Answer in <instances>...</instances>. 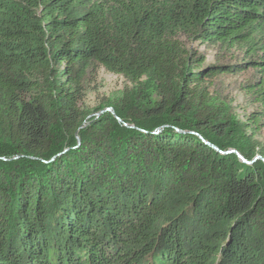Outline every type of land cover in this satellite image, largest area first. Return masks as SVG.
<instances>
[{"label": "trees", "instance_id": "trees-1", "mask_svg": "<svg viewBox=\"0 0 264 264\" xmlns=\"http://www.w3.org/2000/svg\"><path fill=\"white\" fill-rule=\"evenodd\" d=\"M92 64L116 118L80 105ZM246 70L241 123L203 85ZM263 122L264 0H0V264H264V164L224 154Z\"/></svg>", "mask_w": 264, "mask_h": 264}, {"label": "rangeland", "instance_id": "rangeland-1", "mask_svg": "<svg viewBox=\"0 0 264 264\" xmlns=\"http://www.w3.org/2000/svg\"><path fill=\"white\" fill-rule=\"evenodd\" d=\"M189 48L197 58L204 59V66L232 64L241 58L238 50H222L211 44H191ZM258 78L259 75L252 70L220 73L209 78L203 86L209 96L214 99L216 107L223 109L224 118L232 117L242 123L257 109L251 95L246 92V86L255 83ZM126 87L131 85L123 77L110 74L102 67L92 64L81 83L80 105L90 111L93 116L107 112L106 110H111L112 112H108L113 113L110 104L120 97ZM97 110L100 112L96 113ZM259 127L258 130L247 131L250 134V146L255 155L253 160H245L235 150L224 154L234 151L233 154L239 161L249 166L256 161L264 164V122Z\"/></svg>", "mask_w": 264, "mask_h": 264}, {"label": "water", "instance_id": "water-1", "mask_svg": "<svg viewBox=\"0 0 264 264\" xmlns=\"http://www.w3.org/2000/svg\"><path fill=\"white\" fill-rule=\"evenodd\" d=\"M106 111H107V112H108V111L112 112L111 110H106ZM111 114L115 117L114 113H111ZM115 118H116V117H115ZM116 120H117L119 123H121L119 119H116ZM123 125L126 126V124H123ZM231 152H232V153H235L234 151H231Z\"/></svg>", "mask_w": 264, "mask_h": 264}]
</instances>
